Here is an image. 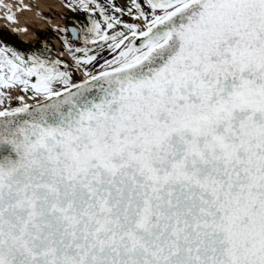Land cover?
I'll list each match as a JSON object with an SVG mask.
<instances>
[{
  "label": "snow or ice",
  "instance_id": "snow-or-ice-1",
  "mask_svg": "<svg viewBox=\"0 0 264 264\" xmlns=\"http://www.w3.org/2000/svg\"><path fill=\"white\" fill-rule=\"evenodd\" d=\"M67 6L0 45V264H264V0Z\"/></svg>",
  "mask_w": 264,
  "mask_h": 264
},
{
  "label": "flooded vegetation",
  "instance_id": "flooded-vegetation-1",
  "mask_svg": "<svg viewBox=\"0 0 264 264\" xmlns=\"http://www.w3.org/2000/svg\"><path fill=\"white\" fill-rule=\"evenodd\" d=\"M62 3H64V8L59 9L55 6H50L49 8V15L53 17L50 19L51 21H54L55 19H58L56 22H51L50 27L45 28V31L40 30V32H45L46 36L45 38L48 39V34H50L53 37L54 45H53V58H59L66 62L71 63V57L65 50L63 46V38H67L69 43L73 47H83V40L75 39L73 36L69 34V32L64 31H56V29L60 28H67L71 29L73 27L77 28L79 31L81 28H84L89 23V15L88 13L82 11V10H76L73 11L71 8H69L67 5L68 3H75V0H61ZM101 2H104V0H101ZM115 3V2H114ZM48 10V9H47ZM127 18V17H126ZM1 30V29H0ZM1 32V31H0ZM83 33H81V36ZM105 56L108 54L105 53ZM89 70H93L89 68ZM75 74H79V77H81V73L79 70H76Z\"/></svg>",
  "mask_w": 264,
  "mask_h": 264
},
{
  "label": "rangeland",
  "instance_id": "rangeland-1",
  "mask_svg": "<svg viewBox=\"0 0 264 264\" xmlns=\"http://www.w3.org/2000/svg\"><path fill=\"white\" fill-rule=\"evenodd\" d=\"M30 5H35L33 3L32 0H26ZM59 1V0H58ZM114 2L117 5L120 4H126V0H121V1H117L114 0ZM59 5L60 7H58L59 9H63L64 8V4L61 3L59 1ZM48 5V4H47ZM6 5H4L1 1H0V11H3L4 13H8L7 8L5 7ZM48 8V6H46ZM49 9L47 11H43L41 12V16L38 17V23H33V22H27V21H23V19L21 18V20L24 22V24H26L27 28H28V32H26V34L21 37L19 36L17 33H15L13 30L9 29V27H7V25L4 23L5 18L2 19L0 17V26H2V30H0V44L2 45L3 43L5 44H9L11 46H13V48L19 52H22L24 50L23 45L21 42L25 41V40H33L36 38V32L35 31H39V29H45L48 28L51 25V22H56L58 19H55L54 21H51L50 19H52L53 17H51L49 15ZM127 19V18H126ZM53 39V37H51ZM18 95H22V93L18 90V89H12L11 90V96L15 97ZM13 103L12 106H16L19 104V101L16 99H12ZM10 102V101H9Z\"/></svg>",
  "mask_w": 264,
  "mask_h": 264
},
{
  "label": "bare ground",
  "instance_id": "bare-ground-1",
  "mask_svg": "<svg viewBox=\"0 0 264 264\" xmlns=\"http://www.w3.org/2000/svg\"><path fill=\"white\" fill-rule=\"evenodd\" d=\"M4 5L10 6L11 14L14 15V20L9 21L6 16L9 13H4L0 11V17L2 19L5 18L4 23L11 30H15L19 36L23 37L26 32H28V28L23 21L38 23V17L41 16V12L47 9L50 6L60 7V3L58 0H32L35 5H30L26 0H0ZM48 4V5H47ZM48 6V8L46 7ZM23 19V21L21 20Z\"/></svg>",
  "mask_w": 264,
  "mask_h": 264
},
{
  "label": "trees",
  "instance_id": "trees-1",
  "mask_svg": "<svg viewBox=\"0 0 264 264\" xmlns=\"http://www.w3.org/2000/svg\"><path fill=\"white\" fill-rule=\"evenodd\" d=\"M37 36L33 40H25L22 43L24 50L21 52L25 55H29L32 53H37V52H46V54H49L51 57H54L52 55V44L50 43L49 40L45 38L46 34L45 32H37ZM5 46H8L12 49L13 46L9 44H4Z\"/></svg>",
  "mask_w": 264,
  "mask_h": 264
}]
</instances>
